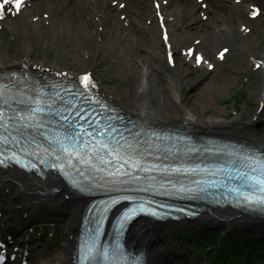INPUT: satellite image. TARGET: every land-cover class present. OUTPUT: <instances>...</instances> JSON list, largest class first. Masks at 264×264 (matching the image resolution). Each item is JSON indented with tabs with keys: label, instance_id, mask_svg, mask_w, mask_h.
Returning a JSON list of instances; mask_svg holds the SVG:
<instances>
[{
	"label": "bare ground",
	"instance_id": "bare-ground-1",
	"mask_svg": "<svg viewBox=\"0 0 264 264\" xmlns=\"http://www.w3.org/2000/svg\"><path fill=\"white\" fill-rule=\"evenodd\" d=\"M110 1L112 0H52L56 6H61L63 8V14L59 19L68 22L73 31L79 27L82 32L84 25L88 23V20L94 17V11L97 12V15L99 12L101 14H107L106 20L99 18L107 25L105 26L106 31L103 34L106 39L108 31L113 32L115 29V18L121 14H126V19L132 23L131 28L128 29V33L130 32V37L132 36L135 38V44L128 50L127 65L123 71L125 79L129 82V87L126 92L127 111L155 125L164 123L173 124L175 126H185L195 132L230 134L245 138L252 142H257V137L251 131L254 125L252 120L246 124H239V118H235L231 121L220 120L215 117L200 119L196 113L197 109L194 104L190 103L187 97H182L180 94L181 83L179 78L186 70L179 67L169 68L167 63L165 66L161 64L156 65L155 60L159 58L161 53L164 56V49L161 45L158 53L151 54L148 52V43L143 32L149 28H145L141 25V23L145 24L147 20H150V23L153 22L148 6V3L153 0H134L135 4H132L131 0H127L128 7L119 12L117 7L111 8V4H109ZM168 1L170 8L166 9L160 7V9L167 18H173L174 25L170 32L175 39L174 45L179 41L184 42L183 36L186 35V37L189 38V35L192 34L193 37H200L202 39L201 43L206 54L210 53L208 46L211 44V37L215 30L220 32V34L216 33L219 46L226 44L235 48L238 35L237 32H234L231 28L233 23L232 16H234L235 21L240 24H253L248 21L246 17L248 7L251 5H258L262 9L261 15L264 17V0H241L240 5H231L232 7L227 6L230 8V11L226 9L227 0H206L208 6L206 13L208 14V18L203 24L204 27L201 26V22L195 19L192 24L187 25L186 21L189 19L188 12L191 13V16H195V14L198 15L201 12L199 5L195 3V0ZM39 3L40 7L46 8L42 0H40ZM219 7H224V9L221 8L222 11H220L221 9L217 10ZM223 12H227L228 17L221 18L220 14ZM81 14L85 15V17H82ZM84 19H86L87 22H85ZM134 20H137V23L131 22ZM34 27L37 32L41 29L38 24ZM6 28L11 35L14 36L21 48L20 64L26 63V49L23 47L25 46V32H27L28 29H25V32L22 30L19 18L13 20L7 19ZM87 29L89 28L85 30ZM260 35L262 40L261 52L256 56L252 54L249 55L250 58L255 60H258L264 53V28ZM106 39H104V41H106ZM115 41H118V36L111 40V42ZM256 74L261 85H259L257 94L258 104H262L264 108V74L261 71H257ZM192 75L190 71L189 76ZM192 81H196V76L192 77ZM109 95L114 99V93H110ZM171 100L178 103L179 111L176 115L167 116V110L172 108ZM123 108L125 109V107ZM260 116V113L255 114L253 119L259 120ZM231 123H236V128L230 127ZM13 188L21 192L25 200L39 195L43 198L51 199L55 201V203L68 205L66 209L69 212L70 218L66 224L65 231L73 236V238L76 236L86 200L80 199L72 194L58 177L47 174L44 178H39L34 175H25L14 169L5 170L4 172L0 171V189L5 192L6 189ZM15 201L16 196L14 195H2L0 203L2 216L0 223L3 225L0 224V229L6 234L14 230L12 224L17 211L11 208V206L15 204ZM5 219L6 221H2ZM200 221L213 224L223 223L225 226L248 223L252 225H264L263 219L245 216L239 212L227 209L205 212L200 216V219L194 220L192 224H196ZM183 222L184 221L181 223ZM168 224L167 222L157 224L140 221L132 228V242L135 245L142 243L146 247V250H148L147 257L149 264H169L170 262L167 258L168 256L158 248L162 232L168 229ZM73 246L74 242L71 241L63 250L57 253L55 264H68ZM176 263L179 264L178 262ZM39 264L48 263L40 262Z\"/></svg>",
	"mask_w": 264,
	"mask_h": 264
},
{
	"label": "rangeland",
	"instance_id": "rangeland-1",
	"mask_svg": "<svg viewBox=\"0 0 264 264\" xmlns=\"http://www.w3.org/2000/svg\"><path fill=\"white\" fill-rule=\"evenodd\" d=\"M53 5L54 4L51 3L49 9L52 8L55 12L60 13V10H56L58 7ZM36 8L35 6L33 10L35 11ZM30 10L21 16L22 29H28L26 42L31 44L30 47L26 49L29 60L33 63L43 64L46 67L67 70L74 74H79L88 70L91 71L94 78L99 82L100 87L107 94L114 93L115 96L113 97L115 101L126 109V92L129 87V82L125 79L123 71L127 65V53H124L122 48L116 49L117 45L115 44L109 47H101L100 42L98 43V36L101 34V31L97 29L96 25L92 27L91 31L86 30L84 33L81 32L80 34L79 27H77L76 30L71 31L67 35L65 33V27L67 26L66 22L61 19L56 20L53 18L52 13L47 27L40 21L43 31H41L37 37V35L34 34V28L28 23ZM41 10L42 9L38 8L35 13L40 15V12L44 11ZM192 22L193 19L190 18L186 23L189 25V23ZM94 23L97 24L96 22ZM263 25L264 20L260 22V25L253 30L250 36L238 41L235 48L231 49L228 54L226 62L222 65H217L212 73L207 74L204 69H202V71H193L192 73L196 74L195 82L192 81V76H189V71L192 70H187L186 68H189L187 66L179 65V68L188 71L180 75V94L182 97H187L188 101L194 104L197 109L196 113L200 119L215 117L220 120L231 121L235 118H239V124H246L253 119L257 111V94L260 85L255 74L251 76L244 88L246 91L245 97L242 100H238L236 106L232 99L234 93L239 90L243 77L249 76V55L256 54V52L260 50V31ZM201 26L204 27L203 24H201ZM150 34L151 35L146 37L149 41L148 50L157 53V35L154 32ZM13 37L14 36L11 35L5 26L0 36V67L12 66L19 61V46L17 40ZM155 63L156 65H163L162 56L157 58ZM171 105L172 108L167 110V116L176 115L179 111L178 103L171 100ZM260 114V119L258 121L255 120L256 122L254 121L251 131L257 137V143L264 147V108L261 110ZM236 126V123L230 124L232 128H236ZM10 194L16 196L17 201L15 202H17V204H15V208H20V211H17L20 219L21 213H23L25 208L27 209L28 218H35L37 215L36 211L39 209L40 205L41 207L46 205L49 212L54 215L53 217H49L50 219L46 221V223L41 224V226H48L54 223L53 229L56 232L54 236L55 239L48 242L50 245L47 247V251L41 260L48 264H55L56 254L63 250L67 244L68 233H66L65 227L70 218L69 212L66 210L67 206L61 203H55V201L43 198L39 195L30 197L27 203H24L22 201L23 194L14 188L10 190ZM42 208L45 209V207ZM20 219H16L17 225ZM221 224L222 225L219 227L228 230L245 227L251 233H264V226L248 227L234 224L230 227L225 226L223 223ZM179 226L183 228H198L201 226L210 228L218 225L200 221L194 225L187 223ZM177 227L178 226H170L168 230L162 232L158 247L161 251H164L166 246L170 249L175 248V244L173 243V232ZM170 251V256L175 254L174 251ZM188 256L191 262L186 264H193L192 260L195 255L190 254ZM31 264H39L38 259L34 258ZM206 264H211V261L206 260Z\"/></svg>",
	"mask_w": 264,
	"mask_h": 264
},
{
	"label": "snow or ice",
	"instance_id": "snow-or-ice-1",
	"mask_svg": "<svg viewBox=\"0 0 264 264\" xmlns=\"http://www.w3.org/2000/svg\"><path fill=\"white\" fill-rule=\"evenodd\" d=\"M24 6H26L24 0H0V19L6 18V16L11 15L13 12L19 13ZM166 39L167 37L165 36ZM81 81L85 90L95 87L94 84L90 83L87 75L81 77ZM64 91L68 92L70 96H79L90 103H99L98 100L93 101L91 97L87 96L86 91H81L79 88L73 90L65 87ZM37 94L40 98H33L32 104L27 106L26 114L24 112H18L15 117H9V120L15 119L20 121L25 128L31 127L33 122H35L36 127L39 128L45 120L51 118L64 129L54 141H49L50 144L55 143L59 146L58 150L54 149L53 151H56V159L62 161V163L54 165V169H63L66 166L69 169H75L80 175H85L84 169H88L93 173V180L99 184H112L117 186L136 185L134 188L129 187L125 189L133 191H148L152 185L149 184V187H142L141 181H155L156 176L151 175L153 172L167 176L181 171V169H172L169 172L149 161L147 157L151 155L150 141L138 139L129 140L122 133L120 134V139H117L112 133L118 132L119 130L113 124L106 123L101 128L100 122L95 120L94 117L89 119L82 115L85 111L83 107L76 110L77 116L84 119L89 124V127L86 129L81 125L78 128L77 118H70V112L68 115H65V111L71 108L70 102L61 101L68 105V108L64 111L58 108L53 110L54 101L53 103H47L43 100V94L39 90H37ZM52 99L49 97V100ZM89 117H91L90 113ZM0 127H3L7 131L3 111H0ZM136 135L139 136L138 133ZM85 136L89 139L86 140ZM92 137H97V139L91 141ZM90 141L91 143L89 144ZM144 145H147V147H144ZM26 154L28 153L26 152ZM154 159L159 160L160 157L156 156ZM244 159L247 160L248 158L244 157ZM0 166L6 167L7 165H4L3 161H0ZM252 171L259 172L260 174L258 176H251L249 173L243 172L239 177L242 181V187L251 189L253 194L257 188L260 192H264V167L261 169L253 167ZM232 191L241 193L246 205H255L261 210H264V198L254 195H244L241 188H234ZM151 214L153 216L157 215L155 212ZM122 219L127 221V215L122 217ZM3 259V257H0V264H2Z\"/></svg>",
	"mask_w": 264,
	"mask_h": 264
},
{
	"label": "trees",
	"instance_id": "trees-1",
	"mask_svg": "<svg viewBox=\"0 0 264 264\" xmlns=\"http://www.w3.org/2000/svg\"><path fill=\"white\" fill-rule=\"evenodd\" d=\"M237 237H238V239L236 240V249H239V246H240L243 248V250L246 251V253H248L249 255H252L253 257L264 252V236H258V237H255L258 239L248 240V239L242 238V237H244V235H243V233H240ZM207 242L210 243V246L216 247V245H218L219 238L216 235L215 236L213 235V236H211L210 239L205 241V243H207ZM238 259H240V254H238L235 261L237 262Z\"/></svg>",
	"mask_w": 264,
	"mask_h": 264
}]
</instances>
